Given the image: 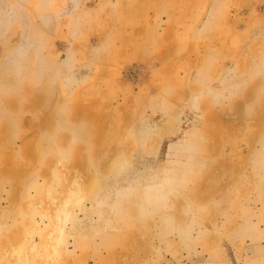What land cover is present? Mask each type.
I'll use <instances>...</instances> for the list:
<instances>
[{"label":"rangeland","instance_id":"rangeland-1","mask_svg":"<svg viewBox=\"0 0 264 264\" xmlns=\"http://www.w3.org/2000/svg\"><path fill=\"white\" fill-rule=\"evenodd\" d=\"M0 264H264V0H0Z\"/></svg>","mask_w":264,"mask_h":264},{"label":"bare ground","instance_id":"bare-ground-1","mask_svg":"<svg viewBox=\"0 0 264 264\" xmlns=\"http://www.w3.org/2000/svg\"><path fill=\"white\" fill-rule=\"evenodd\" d=\"M61 222V221H60ZM59 223V222H58Z\"/></svg>","mask_w":264,"mask_h":264}]
</instances>
